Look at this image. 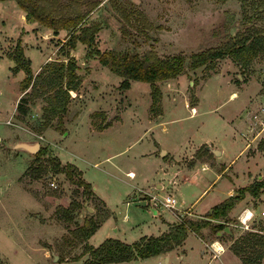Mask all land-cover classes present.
I'll return each mask as SVG.
<instances>
[{
  "label": "rangeland",
  "instance_id": "obj_1",
  "mask_svg": "<svg viewBox=\"0 0 264 264\" xmlns=\"http://www.w3.org/2000/svg\"><path fill=\"white\" fill-rule=\"evenodd\" d=\"M65 2L71 6L70 13L77 8L88 14L85 25L97 27L96 44L88 49L78 43L70 51L79 66L81 84L69 94L62 130H56L55 119L47 135L41 138L33 125L41 118L44 98L35 99L25 120H20L16 102L25 74L9 70L15 65L10 55L19 42L33 70L43 60H64L60 47L66 42L68 31L54 35L51 29L27 18L14 0L0 1V260L8 264H84L89 259L86 243L97 247L108 238L133 243L157 235L161 232V217L175 219L176 223L184 218L206 219L209 210L205 208L209 205L213 208L226 198L227 178H216L218 168L233 159L232 175L228 176L234 179L236 190L261 175L264 181L261 172L264 161L246 162L249 151L240 153L246 144L239 128L243 125L237 124L235 129L234 123L231 124V121L238 123V117L244 114L248 96L254 93L253 108L264 99V54L256 57L247 70L229 57L197 69L189 67L192 54L225 42L222 24L226 11L233 13V24L227 34L234 36L251 25L243 19L238 0H58L60 5ZM132 8L143 16L139 20L132 16L126 21L119 12L125 9L131 13ZM143 18L150 28L144 25ZM253 25L264 32V21H254ZM97 49L140 55L154 50L161 58L176 54L186 57L184 74L158 83L163 98L159 113L164 110L162 119H155L159 114L153 115L149 110L151 85L132 81L130 89L123 90L120 87L123 79L98 62ZM233 90L241 95L237 100L229 99ZM23 95L22 91L20 98ZM198 98L199 114L190 116L186 103L196 104ZM88 113L94 130L120 119L110 124L105 133L90 134L84 116ZM8 119L11 122L6 124ZM154 141L170 155H176L175 159L180 157L175 161L187 167L174 164L161 173L159 163L147 160L145 155L154 149ZM15 142L39 143L44 152L38 155L14 149ZM205 143L223 150V155L214 158V167L202 169L203 165L197 162L193 169L188 168L202 157L212 160L206 155ZM65 162L78 167L83 180L91 184L105 203L93 191L87 200L76 179L69 180L56 170V163L65 168L69 165ZM156 170L159 179L153 182L164 184L162 192L156 195L171 194L178 200L175 215L168 210H150L146 205L149 196L138 188L149 190L151 174ZM128 171L136 173V178H129ZM249 172L255 175L246 180ZM248 197L251 196L246 194L239 208L236 205L233 216L229 214V222L223 221L227 225L235 222V226H230L237 238L252 231L244 229L238 220L247 206L254 213L248 222L249 229L264 226V195L251 197L249 202ZM66 210L73 211L71 217ZM90 218L100 219L99 227L87 242H80L73 231ZM203 235L208 243L205 247L210 249L216 236L210 229H205ZM202 246L196 236L189 235L184 258L173 256L170 264H213L209 263V254H202ZM54 255L58 256L57 261ZM128 264H157V261L149 257Z\"/></svg>",
  "mask_w": 264,
  "mask_h": 264
},
{
  "label": "trees",
  "instance_id": "obj_2",
  "mask_svg": "<svg viewBox=\"0 0 264 264\" xmlns=\"http://www.w3.org/2000/svg\"><path fill=\"white\" fill-rule=\"evenodd\" d=\"M3 1V0H0ZM18 7L26 13L27 18L38 21L43 26L51 29L54 35H58L61 30H67L66 42L61 45L60 50L64 60H51L45 63L38 74H34L31 68V61L25 57L24 52L18 42L16 49L10 58L15 65L11 67V72L17 74L23 71L24 79L20 83L21 91L25 92L20 98L16 111L20 120H25L29 114L32 103L35 99L44 98L41 118L35 121L33 130L41 135L52 122L57 119L56 130L61 131L63 127V116L67 111L71 92L78 90L81 78L78 74L79 66L75 57L70 55L78 43L85 45L88 49H93L96 44L95 36L97 27L95 25H85L88 14H84L80 9L69 12L66 2L58 4V0H14ZM226 1V0H219ZM243 13V19L251 25L244 30L237 32L234 36L227 34L233 24V13L226 11V17L222 24L226 35L224 41L215 47L208 48L190 56L189 67L197 69L207 66L210 62L223 57H229L242 70L250 68L256 57L264 54V32L253 25L255 22L264 21V0H238ZM123 19L130 21L132 16L142 18L141 11L132 8L128 13L125 9L119 12ZM144 25L150 28V24L143 18ZM66 48L68 50H66ZM95 55L98 62L107 67L113 74L123 80L120 87L123 90L130 88L131 81H140L151 85V105L150 112L153 115L161 111L162 92L159 82L178 78L185 73L186 57L176 54L166 58H161L154 50H149L142 55L138 53L116 52L113 50H96ZM70 94V96H69ZM160 115V114H159ZM109 126L104 124L97 128L102 130ZM258 150L264 155V138L258 143ZM42 148L37 152L41 155ZM58 172L64 173L69 180L83 187V195L90 199L92 186L83 180L81 171L71 164L61 167L55 164ZM249 194L253 198L264 195V181L256 180L246 187L239 188L236 193L224 201L214 206L206 215V219L193 220L189 218L180 219L170 230L157 237H142L133 243H126L120 239L108 238L99 246L94 247L86 243V253L89 259L84 264H113L132 262L138 259H145L161 254H167L175 248L182 247L183 242L189 232L202 237V230L210 229L216 239L223 240L230 238V234L224 233L217 236L228 225L230 212ZM78 207L79 204L76 203ZM68 217L73 211L66 210ZM70 220V219H68ZM213 221H220L214 223ZM223 222V223H221ZM100 224V219H86L82 226H78L74 231V236L80 242H87L96 232ZM232 252L239 257L241 264H264V226L259 228V232H248L233 241ZM0 264H8L0 260Z\"/></svg>",
  "mask_w": 264,
  "mask_h": 264
},
{
  "label": "crops",
  "instance_id": "obj_3",
  "mask_svg": "<svg viewBox=\"0 0 264 264\" xmlns=\"http://www.w3.org/2000/svg\"><path fill=\"white\" fill-rule=\"evenodd\" d=\"M29 60H30V58H29ZM31 61V60H30ZM47 62V60H43L42 62H41V64H40V66L36 69V70H33L32 69V71H33V73L36 75V74H38V72H39V70L41 69V67L45 64ZM101 65V64H100ZM11 67H13V66H11ZM11 67H9V70H10V68ZM24 73V72H23ZM25 77V76H24ZM24 79V78H23ZM85 79L83 78L82 79V81H83V85L85 84V81H84ZM121 83V82H120ZM131 84H130V87H131V85H132V81L130 82ZM251 87V86H250ZM249 87V88H250ZM247 88V87H246ZM130 89V88H129ZM128 89V90H129ZM238 90H241L242 92L243 91H245V90H242V89H238ZM20 91V90H19ZM127 91V90H126ZM26 92V91H25ZM24 92V93H25ZM76 92V91H75ZM21 94H22V91H20L19 92V96H18V98H17V102H16V105L18 104V102H19V98H20V96H21ZM232 94H236V98H234V100H237L238 98H240V93H239V91L237 92L236 90H233L230 94H229V99H231V95ZM253 94L254 93H252L250 96H248L247 97V104H246V110H245V112H244V114L243 115H240L238 118V123H235V121H231V124H233V128H238V126L239 125H237V124H242L243 126H239V128H242V133H241V135H242V138L246 141V144L244 145V147H243V149L240 151V153H242L244 150H247V151H249V155H248V157H247V161L246 162H249V161H254L255 163H257V160L259 159V160H263L264 161V155H263V152H261L260 150H258V143L260 142V140L262 139V138H264V99H262V100H260V101H258V106L256 107V108H253V106H251V101H252V99H253ZM166 95V94H165ZM164 96V95H163ZM262 97H264V96H262ZM198 100H199V98H198ZM233 100V99H232ZM199 102H200V100L196 103V104H188V103H186V107H189V109L191 110V114H190V116H197L198 114H199ZM162 103H163V98H162ZM199 106V107H198ZM17 107V106H16ZM202 113V112H201ZM163 114H164V110H162V113H161V115H158L155 119H162V117H163ZM84 116H86L87 118H86V123H87V126H88V129H89V133L90 134H92V133H97V134H103V133H105L106 132V130H108V128H110L111 127V125L110 124H113V122H115V121H117V120H119L120 119V117L117 119V118H115L113 121H109V126L108 127H106V128H103L102 130H94L93 129V126H92V124H91V122H90V114L88 113V114H86V115H84ZM118 116V115H117ZM246 116V117H245ZM79 118V115L77 116V118L73 121V123L77 120ZM10 119H12V118H10ZM9 120V119H8ZM11 121V120H10ZM246 121H248L249 123L246 125L245 124V122ZM6 122H7V120H6ZM7 124V123H6ZM235 125H236V127H235ZM50 129V128H49ZM47 131H49L48 129L45 131V132H43L42 134H41V138L42 137H44V136H46L47 135ZM52 131H54V130H51V132ZM54 132H56V131H54ZM37 134V133H36ZM53 134V133H52ZM39 135V134H38ZM40 136V135H39ZM1 140V139H0ZM154 143H155V145H154V149L149 153V154H145V155H148L147 156V160H149L150 161V159H151V162H158L159 163V165L158 166H160V170H161V173H164V171L165 172H167V170H169L168 169V167H172L174 164H176V165H182V166H185V167H187L185 164H179V162H177L179 159H180V157H179V159L177 158V159H175V157H177L176 155H170L166 150H164L163 149V147L157 142V141H154ZM203 147H204V150L207 152V156L209 157V155L212 157V160H208V159H206V158H204V157H202V159H197V160H195V162L191 165V166H189L188 168H191V169H193L194 167H195V165H196V163L197 162H199V163H201L203 166H202V169H206V168H208V165H211V167H214L215 165H216V163H215V159L214 158H219V157H221L222 155H223V150H219V149H216V148H214V146H213V144H204L203 145ZM197 150V149H196ZM214 150H217V151H219V155H217V154H215V152H214ZM157 151V152H156ZM195 152V151H194ZM192 153V154H190L189 156H192L193 154H195V153ZM251 152H253L252 154H251ZM239 153V154H240ZM171 156H174L173 158H174V160H172L171 159ZM207 157V158H208ZM181 158H183V157H181ZM161 160H163V163H160L161 162ZM175 160H177V161H175ZM234 160V159H233ZM233 160L230 162V163H228V164H223L222 166H221V168L219 169L218 168V170H219V173H217L218 175H217V177L216 178H221V177H226L227 179V182H228V186H227V188H226V191H225V197L226 198H228V197H230V196H232L233 194H234V192H235V190L237 189V185L235 184V182H234V179H230L229 177L230 176H228V175H232L231 174V167H230V164L233 162ZM65 163H69V162H65ZM70 164V163H69ZM75 167H77V166H75ZM78 168V167H77ZM230 171V172H229ZM133 173L134 174V177H129L127 174L128 173ZM261 172H264V170H262ZM158 173H159V170H156L155 172H154V174L152 173L151 174V179H152V184H151V186H149L148 188H149V190H143V189H141V187L140 186H138V188L140 189V190H142V191H140V192H143L144 194H146V195H156V193H158V192H162V190H163V188H164V184L162 183H157V182H153V181H155L156 179H159V176H158ZM230 173V174H229ZM126 175L129 177V178H136V173H134V172H132V171H128V172H126ZM156 175V176H155ZM254 173H252V172H249V174L247 175V177L248 178H246V180H250V178H253L254 177ZM228 176V177H227ZM253 176V177H252ZM83 177V176H82ZM234 177V176H233ZM245 177V176H244ZM261 177L263 178V175H261ZM261 177H259V179H257V180H260V179H262ZM263 180V179H262ZM87 182V181H86ZM87 183H89V182H87ZM90 184V183H89ZM248 185H249V183H247ZM91 185V184H90ZM92 191L97 195V192H96V190L95 189H93L92 188ZM206 191V190H205ZM204 191V192H205ZM203 192V193H204ZM98 196V195H97ZM99 197V196H98ZM100 198V197H99ZM225 198V199H226ZM101 199V198H100ZM225 199H223V201L225 200ZM248 199V202H249V200L251 199V197H248L247 198ZM252 199H253V197H252ZM102 200V199H101ZM103 201V200H102ZM104 202V201H103ZM105 203V202H104ZM221 203V202H220ZM126 204H128V202L126 203ZM240 204V203H239ZM239 204H237V206H238V208H239ZM214 207V206H213ZM236 207V206H235ZM211 208H212V206H210L209 205V207L208 208H205V210H211ZM235 209L236 208H234L231 212H230V216H233V214H234V212H235ZM162 210H164V211H166L167 212V210L166 209H162ZM253 209L252 208H250L249 206H247V208H246V210H244V212L241 214V216L239 217V222L241 223V226L243 227V225H242V221H241V217H243L244 215H245V213H247V212H249V211H251L252 213H253V211H252ZM204 211V210H203ZM208 211V212H209ZM170 214H174V212H172V211H168ZM175 215V214H174ZM175 218H176V216H174ZM252 220V219H251ZM230 221V220H229ZM160 222H161V232H159V234H157V235H151L152 237H157V236H161L162 234H165V233H167L169 230H170V228L172 227V226H174L175 224H177L176 222H175V219H173V220H168V219H165L164 217H161V219H160ZM215 222H218V221H215ZM248 222L249 221H247V224H248ZM231 224H232V226L234 225L235 226V222L234 221H231L230 222ZM229 223V224H230ZM230 224V225H231ZM230 225H228V227H229V229H230V232L229 233H226V234H230V238L229 237H225L223 240H219V239H214V240H211V243L213 242V243H219L220 245H221V248H217V247H215V245L214 246H212L211 245V248L210 249H208V248H206L205 246H207L208 245V243H207V239L205 238V236L203 235L202 237H200V236H198V235H196L195 233H193V232H189L188 234H187V237H186V239L184 240V242H183V246L180 248V247H178V248H175V249H173L172 251H169L167 254H161V255H157V256H153V258H156V261H157V264H163V262L165 261V259H166V257L168 258V263L167 264H170V260H171V258L174 256L175 258H181V259H183L184 258V253L186 252L185 251V243H186V240L188 239V237H189V235H193V236H196L200 241H201V243H202V250H201V252H202V254H206L207 253V255L208 256H210V259H209V263H213V264H241V261H240V259H239V257H237L233 252H232V250H231V245H232V243H233V241L234 240H236L237 239V234H236V231L234 230V228L233 227H231ZM254 227H256L255 225H254ZM205 230V229H204ZM204 230H202V233L204 232ZM253 232H259V229L258 230H256V229H254V228H252L251 229ZM150 237V236H149ZM229 245H228V244ZM207 250H209V251H207ZM138 260H141V259H138ZM135 261H137V260H135ZM132 262H134V261H132ZM124 263H126V264H128V263H131V262H124ZM166 264V263H165Z\"/></svg>",
  "mask_w": 264,
  "mask_h": 264
},
{
  "label": "built area",
  "instance_id": "obj_4",
  "mask_svg": "<svg viewBox=\"0 0 264 264\" xmlns=\"http://www.w3.org/2000/svg\"><path fill=\"white\" fill-rule=\"evenodd\" d=\"M11 121L10 119L7 120V124H9ZM149 200L146 202V205L150 206V210L158 211L159 209H166L168 211L174 212L175 210H178L179 202L178 200L171 194H165L162 197H158L157 195H148ZM188 214V213H187ZM243 228L246 230L249 229V225L246 222H242ZM214 246V243L212 244Z\"/></svg>",
  "mask_w": 264,
  "mask_h": 264
},
{
  "label": "water",
  "instance_id": "obj_5",
  "mask_svg": "<svg viewBox=\"0 0 264 264\" xmlns=\"http://www.w3.org/2000/svg\"><path fill=\"white\" fill-rule=\"evenodd\" d=\"M12 147L14 149H18V150H24V151H28L32 154H36L39 150H40V145L39 143H24V142H15ZM215 154L219 155V151L214 150ZM230 229L229 227H226L223 231H220L217 233V236H222L224 233H229ZM58 256L54 255V261H57ZM165 263H168V258L166 257L165 259Z\"/></svg>",
  "mask_w": 264,
  "mask_h": 264
},
{
  "label": "clouds",
  "instance_id": "obj_6",
  "mask_svg": "<svg viewBox=\"0 0 264 264\" xmlns=\"http://www.w3.org/2000/svg\"><path fill=\"white\" fill-rule=\"evenodd\" d=\"M254 216V213H252L251 211L245 213V216L244 217H241V221L242 222H246L247 221H250Z\"/></svg>",
  "mask_w": 264,
  "mask_h": 264
},
{
  "label": "bare ground",
  "instance_id": "obj_7",
  "mask_svg": "<svg viewBox=\"0 0 264 264\" xmlns=\"http://www.w3.org/2000/svg\"><path fill=\"white\" fill-rule=\"evenodd\" d=\"M236 97V94H232L231 95V98L232 99H234ZM128 175L130 176V177H133V173H128ZM219 247L221 248V245H219ZM219 247H217V248H219Z\"/></svg>",
  "mask_w": 264,
  "mask_h": 264
}]
</instances>
